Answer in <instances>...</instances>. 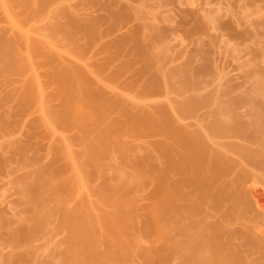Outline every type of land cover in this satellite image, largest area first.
I'll return each instance as SVG.
<instances>
[{"label": "rangeland", "instance_id": "1", "mask_svg": "<svg viewBox=\"0 0 264 264\" xmlns=\"http://www.w3.org/2000/svg\"><path fill=\"white\" fill-rule=\"evenodd\" d=\"M1 1L0 34L21 49L24 45L17 42L18 33L6 20ZM11 3L14 14L26 28L33 26L52 39L55 35V42L60 40L64 81L67 82L68 76L79 81L81 76L79 85L83 83L81 88L86 85L84 90L88 91L95 85L88 68L85 69L89 65L104 81L134 94L137 102L148 101L149 106L143 110L142 106L141 110L137 106V110L135 106L125 109L141 111L140 114L148 112L143 122L146 120L144 124L149 130L133 132L138 119L135 123L131 116L129 121L125 110V132L117 133L120 141L112 129L109 131L113 138L109 137L110 132L107 135L106 128L111 125L108 118L111 123L121 115L120 119L124 118L122 113L118 114L123 110L119 103H114L112 89L105 94L114 103L107 118L95 119L97 107H93V112L85 111L86 126L56 123L60 131L53 132V124L49 127L38 123L41 112L37 106L21 112L12 97L23 85L26 87L30 73H0V119L12 123L10 127H0V264H64L63 254L69 251L70 243L67 229L60 225L61 210L71 211L81 200L94 215L93 225L100 238L97 248L100 254L104 253L114 241V235L105 229L104 219L118 212L106 196L112 188L125 196L126 204L133 205L129 214L135 219L136 231L143 232L140 235L144 238L132 245L137 251H132L128 259H112L109 263L144 264L142 254L139 255L141 247L145 250L164 246L160 239L162 225L160 231H149L145 222L155 211L158 197L154 193L166 187L175 189L177 195L180 192L176 202L182 204V211L187 207V216L189 204L192 206L191 209L189 206L192 224L190 218L184 222L186 226L177 227L180 230L176 234L181 230L197 234L195 230L202 231L207 226L203 231L208 235L212 232L216 242L208 243L209 247H205L206 251L201 248L202 252L210 253V246L212 251L228 246L240 253V264H264L261 193L264 191V0H11ZM34 9L40 13L37 21L32 20ZM56 23L60 24L59 32L53 30ZM35 42L38 53L47 55V45ZM18 49L16 52L23 56L25 51ZM41 65V59H36L34 67L50 92L54 82L43 73ZM89 82L91 86L84 85ZM65 103L64 99L63 106H67ZM57 104L53 101L49 110L58 111L61 107ZM114 107L118 112H114ZM172 115L178 120L174 121ZM105 133V139L110 140L109 148L103 141ZM60 144H65L74 157L79 181H74L70 195L61 192L59 200L55 196L48 198L44 205L48 214L41 228L16 241L14 232L32 224L29 187L37 181V170L46 166L49 169L52 164L59 166L43 175L52 189L57 188L63 175L73 179L74 173L69 171L70 165L66 166L64 156L51 154ZM167 150L172 151L180 171L177 167L168 172L165 183L158 175L160 168H167L170 163L167 155L163 156ZM172 181L181 184L175 187ZM210 183L223 190L220 199L219 195L214 198L201 192ZM237 195L249 197L253 206L248 212L230 211ZM113 196L110 194V198ZM162 201L164 210L171 206L169 200ZM152 237L156 239L153 241ZM181 252L170 255L165 264H200Z\"/></svg>", "mask_w": 264, "mask_h": 264}, {"label": "bare ground", "instance_id": "2", "mask_svg": "<svg viewBox=\"0 0 264 264\" xmlns=\"http://www.w3.org/2000/svg\"><path fill=\"white\" fill-rule=\"evenodd\" d=\"M1 2H2V10L7 17L6 20L8 21V23L11 24V26L14 28V30H16L18 33V38L16 39L17 42H21L25 46V48L23 46L20 49V47L17 46L18 44L15 45L12 42L6 41V39L3 37V35L0 34V73L6 74L7 72H17V73L21 72V73H28V74L30 73L31 74V75L29 74V77H31V79H29L30 81L27 78L26 87L23 85L22 90L20 88V90L18 92H16L15 94L12 95V97L17 100V106H18L19 111L26 112V110H28L31 106H37L36 109L39 110L42 114V115L40 114L41 118L38 120V123L43 124V125H49V127L51 126V124H53V125H55V126H53V125L51 126V129H53V132H59L60 130H58V128L56 127V123L59 124V126H60V124L62 125L65 122H66V124L68 123L71 126H72V124L73 125L86 126L85 116H84L86 109L87 110L91 109V112H93L92 111L93 107H94V109H95V107H97L96 108V114H94V116H95V119H98V121H100L101 119H104L103 117H106L109 114L111 106L117 102L120 104V108H121V110H123V112H118V110H119L118 106H117L118 110H116V108L114 107L115 108L114 112L116 110L118 112V114L122 113L124 118L120 119L122 117V115H121V117L119 119L117 118V120L112 119L113 120L112 123L110 122V120L108 118L107 121H109V123L111 125L109 124L110 127L108 126L109 128L108 127H107L108 129L106 128L107 135L109 134L108 132H110V134H111V131H109V129H112V131H113L112 134L115 133L114 136L117 135V133L120 135L121 133H119V132H121L122 130H124V132H125V110H126V116H128L129 121H130L131 116H132V120H135V123L137 122L136 120L138 119V122H139V123L137 122L138 126H136V124H137L136 123L135 125H133V128H132L131 124H130V128H132L131 130L133 132H141V133L145 132L146 133V131L149 130L148 127H146V125L144 124L146 120L143 122V119H145L144 117L149 116L148 112L144 111V113L142 112V114H140L141 111L139 113V112H134L130 108L125 109V106H135V107L137 106L141 110L140 106H142V110H143L144 107L149 106L148 101L147 102L146 101L145 102H142V101L137 102L136 98L134 100V94L132 96V94L126 92L127 90L124 92L118 86L113 85L108 81H104L100 77V75L96 72L97 70H95L94 68L93 69L90 68L89 65L88 66L85 65V69L88 68L87 73L90 76V80H92V78H93L92 81H94L95 85H93L92 83L91 84H92V86H94L95 90L91 86L90 82H89L90 85L88 83H84V85L87 84L88 86H91L92 90L90 88H88V91H87V89L85 91L84 89L87 87L86 85L85 86L83 85L84 88L82 89L80 85H82L83 83H80V85H79V81L81 80V76H80L79 81L77 80L78 79L77 77H75L76 78V80H75V78H73L72 76H70V77L68 76L67 82H66V80L64 81L63 71H62L63 69H62V65H61L62 59H61V45L59 43L60 40L55 42L54 41L55 35L53 36V39H52L51 36H47L44 33L40 32V30L38 31V29H34L32 26L33 24L31 25L32 27H30V25H29V27L26 28L25 23L23 22L24 23L23 24L21 22V20L16 16V14H14L13 5L11 3V0H2ZM26 14H27V16L30 15V13H28V12ZM39 16H40V13L38 12V10L36 9V11H35V9H34V11L32 12V20L37 21V19L40 18ZM30 17H31V15H30ZM52 26H53L54 31L59 32L61 29L60 24H58V23L53 24ZM34 32H37L38 34H36ZM70 33L71 32H69V34ZM35 41H38L39 43L44 42V44L47 45V49H48L47 55L44 54V56H43L42 54H39L40 52L38 53L39 49H37L38 46L36 44L37 42H35ZM262 42H263V40H262ZM16 47H17V49L19 48L18 51H20V50L25 51V53H23V56L19 55L16 52V50H17ZM24 51H22V52H24ZM39 58L41 59V63H42L41 67H42L43 73L45 72L46 76L51 77V80L53 79L52 82H54V87L50 92H48L45 89V86L43 85L44 80L42 79L41 76H39V74H37L39 71H37L36 68L34 67L36 59H39ZM42 70H41V72H42ZM89 76H88V79H89ZM65 82H66V85H65ZM79 89H81V91L82 90H84V91H82V93H80ZM78 90H79V93H78ZM107 90H112L113 91L112 94L115 93L114 94V96H115V98H114L115 102L114 103H112L111 100H109L108 98L105 97ZM93 91H95V92H93ZM86 92H87V94H86ZM93 96L99 97V99L97 98V100H99V103H97L98 101L95 98H92ZM64 99L66 100L65 104H67V106H63ZM94 99L96 101L95 105H93ZM100 99H101V101H100ZM102 99L104 100V102H102ZM91 100H92V102H91ZM53 101L58 102L57 105H59V107H61L58 109V111H55L54 113H53V111L51 112L49 110V106L52 105ZM53 105H55V104L53 103ZM115 106H116V104H115ZM137 107H136V110H137ZM168 109L171 113L172 112L171 109L170 108H168ZM137 113H139V114H137ZM173 115H172L173 120L177 121L178 119H176L174 117L175 115L174 116ZM8 118L10 119V116ZM3 126L4 127L9 126L10 127V126H12V123L8 119H6V120L0 119V127H3ZM55 127H56V129H55ZM106 133L104 134V139H103V137H102V139L105 142L104 144H106V147H107L108 145H110V140H108V137H107V139H105ZM112 134H111V136H109L110 138H113ZM122 134L125 136V134L123 132H122ZM123 135H121V136L124 137ZM118 137L119 136L117 135V139H118ZM120 139L121 138L119 137V141H120ZM111 142H112V140H111ZM122 142L125 145V142L123 140H122ZM62 143H63V141H62ZM117 143H118V141H117ZM108 148H109V146H108ZM53 150H54V148H53ZM53 150H51V154L53 156H57V157L64 156L63 158H65V160L68 162V164L66 166L68 167V165H70L69 171H72L74 173L73 176L71 175L74 180L71 177L69 178L68 176L63 177L64 176L63 175L61 181L59 182V184L57 186V188L52 189V188H50V185L47 183V181H48L47 177L45 178V180H46L45 181L43 178V175H45L47 173V171H50V170H53V172H54V170H56L57 167H59V166L52 164V165H49V167H50L49 169H48V166H46L45 168H41V169L37 170V175H38L37 181L35 183L31 184L29 187L30 201H28V202H29V204L32 205V212H33L32 224H31V226H27V224H25L26 226L24 225V226L20 227V229H18L17 231L14 232V237H15L16 241L20 238L22 239L23 237L25 239L30 237L31 235L34 234L35 231H37L39 229V227L44 222V220L46 219V216L48 214V211L44 212V205L46 204V201L48 198H50L51 196L52 197L55 196L57 198V200H59L61 192L65 193V195H70L74 191L73 190L74 181L75 182L77 180L79 181V177L77 175V173H78L77 166L75 164L74 157L69 153L67 146L65 144H60L59 146L57 145V148L55 147V151H53ZM166 155H167L166 159L168 160V162H170V163H168V165L170 164L169 165L170 167L167 165V168H166V166L164 168H160L159 175H158L160 180H162V181L165 180V183L168 181V179L166 178V176L168 175V172H171V171L174 172L175 171L174 169L176 168V170H177V167L179 169L178 162L175 161L177 163V165L174 162L175 159L172 155V151L167 150L165 152V155L163 154V156L166 157ZM171 155H172V157H171ZM170 157H171L172 162L169 161ZM187 162H189V161H187ZM184 166L185 165H183V162H182V166L180 165V168L183 169ZM187 168H189L188 163H187L186 169ZM59 171H60V169H59ZM179 171H180V169H179ZM53 172L51 171V173H53ZM183 172H184V170H183ZM176 174H177V171H176ZM176 174H175V176H176ZM77 177H78V179H77ZM162 181H161V183H162ZM176 181H177V179H176ZM176 181H174V182L172 181L174 183V185H175ZM180 181H181V179H180ZM180 181H179V185L178 184H176V185L180 186V184H181ZM161 183H159V184L163 185ZM80 184H81L80 186H82V188H83L84 185H82L81 179H80ZM171 184H170V186H172ZM183 184H182V186L185 185V184L184 185ZM176 185H175V187H176ZM166 186H167V184H166ZM112 189L113 190L110 189L106 193V196H109V199L112 203L111 206L113 207V205H114V209L115 208L117 209V210L115 209V211L116 212L118 211V212L116 214L113 213L114 215L112 217L109 216V218L107 217L106 220L104 219V226H105V229L107 231H109L112 235H114V241H112V243L108 244L107 250L102 254L99 253L98 248H97V245L99 243L100 238H99V233H98L99 231H97V229L93 225L92 220H94V215L90 213V210H89V212L87 211L88 209L85 206L86 203L81 200L80 204L77 207H75L73 210L72 209H71V211H69L70 209L69 210H61L60 225L67 229V231L69 233L68 238H69V243H70L69 251L66 252L65 254H63L64 264H85V263L86 264H110L109 262L112 259L124 260V259H128L129 256H132L133 252L136 253L135 252V250L137 251V249H135L136 246L133 249L132 245L137 244V242L138 241L140 242V240L144 237L142 235H140L143 232L139 233L140 231H138V232L136 231V225L134 223L135 219H133L134 217L132 218L129 214V213H131L129 210H131V208H133V205H129L130 204L129 202H128V204H126L127 202L125 201V196L119 195L120 193L117 194L116 188H115V190H114V188H112ZM117 189H119V188H117ZM179 189L180 188H178V192H179ZM120 190L122 191L123 189H120ZM120 190H118V191H120ZM122 192H121V194L124 193V192L123 193ZM181 192H182V190H181ZM201 192L203 193L204 196L206 195L208 197L213 195L214 198H217L216 196L219 195L218 199H220L219 197L222 196L221 192L223 193V190H221L220 188L218 189V188L212 186L210 183L209 185L201 188ZM259 192H260V190H259ZM179 193H178V195H179ZM261 193H262V195H264V191H262ZM110 194H112V196L114 195L112 197L113 199L110 198ZM154 194L157 195L158 200L156 201L157 203L155 202V204H156L155 205V211L153 209L154 212L151 213L152 214L151 217L149 219H147L145 222V228L149 231L150 230L154 231L155 229L160 231L159 226H161V225H162V227L164 225V229H166L165 226L169 227V225H170V227L167 228L165 231L161 227V229L163 230V235L161 236V238L160 237L159 238L162 241H164L163 242L164 246L162 248L158 246V247H153V248L151 247L149 249L145 248V250H144V248L141 247V252L139 255L142 254L141 256H142V258H144L143 259L144 264H165L167 258L170 255L172 256L173 254H176L178 251L180 252V250L183 251V252H181V254L183 253L187 258H190V260H192V259L194 260V258H195L197 263H200V264H240L241 259L238 256V254L240 255V253L237 254V252H236L237 250H234L233 247L227 246L223 249L221 247V250H219L220 248L219 249L217 248L216 250L213 248V251H212L211 246H210V251L208 249V251L210 253L205 254L204 252H202L201 248H203V250H205L206 248L209 247V246L207 247L208 243L210 244L211 241H213V242L215 241V238L211 234L212 232L210 233L211 235L210 234L208 235V234H205V233H207V231L206 232L203 231L204 228L206 229L207 226L205 227L203 225L204 228H202V231H199L200 229L198 231L195 230L197 234H195L193 232L194 235L191 232L190 233L192 235H190L189 231H187V232L185 231L186 233L185 232L182 233V231H184V230H181V233L176 234L175 231L180 230L177 227L179 226V227L183 228L184 225L186 226V224H184V222L185 223L188 222V220L190 218H191V224H192V217H191V214L189 212L190 209L192 208L191 204H189L190 209L188 206L189 211L186 210L187 213H189V216H190L189 217V216H187V214L185 212V209L187 207L184 205L185 207H184V210L182 211V209H183L182 204H181L182 208L180 205L177 204L178 202H176L177 201L176 196L178 197V195H177V191L175 189L170 188V187H166V188H163L160 190V188H159V190ZM72 196H73V194H72ZM163 199L169 200L168 203L172 202L171 206H169L165 202L166 206L167 205L169 206V207H165V210L163 207L164 206L163 205L164 203L162 201ZM231 199H233V198L231 197ZM232 201L233 202L230 206V211H232L233 214H235V213L238 214V213H241L245 210L248 212V209H251V207L253 206L249 197H245V199H244V197L240 198V196L237 195V197L234 198ZM107 202H108V200H107ZM111 203H109V204H111ZM41 206H43V207H41ZM38 207L40 209L41 208H43V209L40 210V209H38ZM196 208H197V206H196ZM196 208L193 210H196ZM199 208H200V206L198 207L197 211L199 210ZM181 213L185 214V217L183 215L181 218ZM194 213H195V211H194ZM194 213L192 215H194ZM183 217H184V219H183ZM193 220H195V219L193 218ZM166 222H168V225H166ZM221 227H222V225H221ZM207 229H208V227H207ZM209 230H210V228H209ZM144 231H146V230H144ZM216 231H217V229H216ZM215 233H217V232H215ZM161 234H162V232H161ZM148 236L149 235L147 234L146 238H148ZM157 237H158V235H157ZM152 238H153V241L156 239L154 237H152ZM152 238H151V240H152ZM212 238H214V239H212ZM161 240H159V241H161ZM229 246H232V245L230 244ZM199 248L201 249L200 252L198 250ZM138 251H140V249ZM262 251H264V249ZM87 259H88V262H86Z\"/></svg>", "mask_w": 264, "mask_h": 264}]
</instances>
